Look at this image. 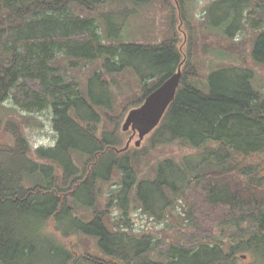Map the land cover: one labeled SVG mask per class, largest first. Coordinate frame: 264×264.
Segmentation results:
<instances>
[{
    "label": "trees",
    "instance_id": "obj_1",
    "mask_svg": "<svg viewBox=\"0 0 264 264\" xmlns=\"http://www.w3.org/2000/svg\"><path fill=\"white\" fill-rule=\"evenodd\" d=\"M170 1L0 0V105L50 111L57 134L32 152L9 122L12 143L0 140V264H240L242 254L264 264V3L248 16L253 0H216L206 12L205 26L226 40L254 31L247 66H205L194 52L184 66L172 18L157 40L132 29ZM181 64V86L149 143L195 153L148 160L141 177L150 154L121 151L123 121ZM90 66L84 83L72 78ZM194 183L206 209L232 214L234 233L194 232L187 244L136 232L132 205L162 223ZM50 221L63 238L92 240L94 252L74 255L46 232Z\"/></svg>",
    "mask_w": 264,
    "mask_h": 264
},
{
    "label": "rangeland",
    "instance_id": "obj_2",
    "mask_svg": "<svg viewBox=\"0 0 264 264\" xmlns=\"http://www.w3.org/2000/svg\"><path fill=\"white\" fill-rule=\"evenodd\" d=\"M216 0H185L186 4L183 7L179 0H171L168 7L162 4L156 3L154 9L147 16L139 18L132 23V29L139 32L138 38L144 39H160L163 33L169 28V22L172 18L173 32L177 37V46L182 53L184 66L189 63L191 52L196 53L197 59L205 62V66H217L219 64L234 63L236 65L247 66V58L250 54L251 38L253 30L247 26L244 31L238 32L232 40H226L222 36V32L216 33L214 30H210L205 23L208 21L206 15L209 6ZM252 8L247 12L253 13L257 10V5L264 3L260 0H253ZM185 8V11L184 9ZM246 16V17H247ZM207 27V28H206ZM197 42V43H196ZM193 46H195L193 50ZM205 47L213 51H210L207 55H204ZM91 66L78 71H72V78L78 82L84 83L88 76ZM258 77L260 82H264V72L258 69ZM129 113V112H128ZM127 113V114H128ZM52 113L50 111H43L40 113H28L16 106L12 99L0 105V140L6 136L7 143H12V138L9 133L6 132V128L9 122L17 123L21 129H23L25 136L31 146L32 152H35L39 147H51L56 143L57 134L53 129ZM124 122V121H123ZM124 133V132H123ZM133 135V132L124 133V145L126 146L128 140ZM152 133L147 136L140 147H136L135 143L138 139L136 136L130 145V152L134 153L136 150L149 151V156L144 162L139 165L141 171V177L148 176L150 166L147 164L148 160L154 163L157 160L171 157L175 159H181L182 157L195 153L194 150L189 148H182L178 145H171L167 147L158 148L159 150L151 151L150 139ZM263 158V157H262ZM264 159V158H263ZM261 164L264 166V160H261ZM261 169V168H260ZM241 180V179H240ZM246 183L245 181H242ZM204 191H202L201 185H192L191 190L188 192L187 197L174 203L170 208L172 215L164 222L160 223L156 218H151L138 207V204L132 205L131 208H135L131 212V218L134 223V228L138 233H151L158 238L166 237L167 240H172L175 237L182 238L187 244L192 239H208L207 236L219 235L221 227L225 226L221 231L223 236L228 230V234L234 233L229 229L227 222L234 220L232 214L230 218H224L222 210L210 211L205 202ZM225 208V207H217ZM228 211V210H227ZM196 214L194 220L188 219V214ZM226 214V213H224ZM117 215L114 213L113 216ZM47 233L55 235V237L61 241V243L73 252L76 256H84L87 251L94 252V243L92 240L82 239L78 237L63 238L60 233L54 231V222L50 221L47 225ZM227 234V235H228ZM39 252L44 253V248L39 247ZM239 261L240 264H247L252 261V256L246 257ZM57 264V263H52Z\"/></svg>",
    "mask_w": 264,
    "mask_h": 264
},
{
    "label": "water",
    "instance_id": "obj_3",
    "mask_svg": "<svg viewBox=\"0 0 264 264\" xmlns=\"http://www.w3.org/2000/svg\"><path fill=\"white\" fill-rule=\"evenodd\" d=\"M182 65L175 74L149 94L141 106L130 110L126 115L121 129L124 133L131 130L133 135L121 151H127L136 136L138 139L135 145L140 147L143 140L159 127L181 86Z\"/></svg>",
    "mask_w": 264,
    "mask_h": 264
},
{
    "label": "bare ground",
    "instance_id": "obj_4",
    "mask_svg": "<svg viewBox=\"0 0 264 264\" xmlns=\"http://www.w3.org/2000/svg\"><path fill=\"white\" fill-rule=\"evenodd\" d=\"M194 159V158H193ZM246 184V183H245ZM247 190V189H246ZM263 197V196H262Z\"/></svg>",
    "mask_w": 264,
    "mask_h": 264
}]
</instances>
